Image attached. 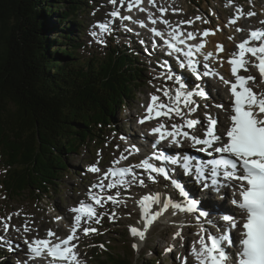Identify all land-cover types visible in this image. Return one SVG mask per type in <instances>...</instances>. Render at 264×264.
<instances>
[{"label": "rangeland", "instance_id": "obj_1", "mask_svg": "<svg viewBox=\"0 0 264 264\" xmlns=\"http://www.w3.org/2000/svg\"><path fill=\"white\" fill-rule=\"evenodd\" d=\"M154 2L156 5L155 7L151 6L148 3V0L142 1V7L146 10L149 9L147 12H150L153 16H158V13L161 14L158 9L163 8L166 9L164 13L167 14L170 19H178V26L182 24L181 19H188V21H190V17L195 19L200 17L201 22L193 28H198L201 25H203L202 29L217 28L219 30L217 33L219 38H210L211 42L218 41L213 43L212 50L220 44L219 40L222 38L223 42L221 44L226 47L225 50L228 51L227 48H229V50L235 51L234 44L237 41V35L241 32L242 35L245 36L246 33L248 34L249 28L253 26L260 27L262 25L261 21L264 20V0H195L194 4L189 0H154ZM240 3H242V5H240ZM118 7L119 0H117L115 5L110 3L109 0H87V11L80 16V20L82 19L84 22L83 30L85 33L81 35L85 47L81 48L78 53L87 57L91 53L104 55L107 48H109V45H117L121 48L124 46L136 47L138 51L136 50L137 52L134 53V55L138 58L141 57L139 62L140 68H142L143 71L139 92L134 93L132 97L133 99L130 98L127 100V104L124 107V110H122V113H114L113 125L111 128L104 129L102 133L98 131L94 133L93 139H95V141L89 144L87 150L83 149L80 154L73 153L66 156L69 165V172L66 173L67 175H65L63 179V185L59 187L62 192L59 194H56L55 191L52 192V194L49 193L50 199H48V195L43 188L34 194L20 193L18 191L16 192L14 189L9 191V193L0 191V237L3 238L0 240V246H2V251L5 253L2 259L3 264H21V259L27 258L26 256L30 254L28 251V243H26V241L31 242L38 238H48L47 233L49 230L55 234L54 238L56 241L67 236L70 232L67 223L71 221L69 216L72 213V207L75 206V203L79 198L85 197L86 193L89 192L93 185H100V182L103 181L101 176H104V173L107 169L113 166L115 161H133L131 166L133 173H135V170L137 171V168L134 166L138 164L136 162L138 156L131 151L129 148L130 145L126 141L129 136L134 139L133 137L135 135L137 136L135 131L139 130V128L134 124L129 127V123H134L138 117H143L145 113V104L151 100L152 95L160 97L161 101L167 103L166 98L163 96V92H158L156 89L162 90L168 88L173 90L174 93V90L179 87L175 82V79L169 81L167 79L168 74L161 70L154 62L156 58L154 56L157 54L149 53V51L144 53L143 49H139L142 44L136 38L131 36L126 38L123 36V33L114 29L112 31L113 38H109L111 34H106L104 37V43L99 41L100 45H98L95 43L93 44L90 41L92 34L88 33L87 30H90L96 22L107 24V21L113 20L114 18L111 17L109 13ZM124 8L125 5L123 8H120V10H123ZM238 8L241 10L244 8L245 10L244 12L242 11V15H239V18L237 19L238 23L234 26L230 25L231 27H229L228 21L238 15ZM248 12L255 13V16L247 17ZM53 15L54 14H52V16ZM248 19H250V21ZM205 21H207V23ZM191 24L192 23H187L185 29L189 30ZM237 29H241V31H237ZM229 45L230 47H228ZM129 47H127L128 50L130 49ZM225 54L227 55V53ZM150 55H152V57H149ZM226 55L214 59L217 66L222 64L221 59L225 58ZM251 71L256 79V82L252 84L254 90L257 93H264V82H261V76L256 73L254 67H252ZM180 79L182 82L186 83L187 78L181 76ZM211 79L212 77L208 78V80ZM217 79L218 78H216L215 83L217 82ZM191 83L192 82H189L187 79V84H190V88H194L196 83L194 85ZM219 83L222 84V82ZM219 83H216L214 86L218 91L222 88ZM187 87H185V90L192 91L193 93L200 91L201 88L195 87L194 89L189 90ZM221 93L225 96L224 91H221ZM193 97L194 104L192 107L196 108L197 112L203 116L200 117L203 125L206 124V122H204L206 119V113L212 114L216 111L218 117H220V121L221 119L223 120V110H219L216 106L213 107V104L211 103L212 100H210L211 98L209 99L195 94ZM181 107L182 110L187 113V108H184L183 106ZM188 117L191 118L189 115ZM166 119H168V121ZM163 120L164 122H153L151 127L153 128L159 124L172 126L173 124L179 125L183 123L181 118L174 115L171 119L164 116ZM194 132L196 131L192 130V133ZM168 149L170 150V148ZM170 153L171 155L176 156L174 150L171 149ZM122 155L126 156L127 159H121ZM93 165L98 167L101 171L95 173L91 172L89 169ZM183 172L184 171L180 166L174 171L178 176L182 175ZM139 173L143 175L142 172ZM1 174L2 173H0V177ZM162 179L163 178L159 177L158 182ZM178 180L182 182V180H184L183 176L178 178ZM129 181L136 186V194L134 198L125 204H123L124 202L119 201V199H116V203L107 205L106 209L102 208L101 212L97 213L99 223H96L97 218L94 219V217V220L87 221L88 228L96 229V234H102V242L104 244H109L112 248L111 252L113 251L112 253L114 255L126 260L128 264H152L154 259L157 261L160 260L159 263L155 264H181L185 263L183 260H187V258L188 262H196L197 260L191 254L192 249L194 248L191 242H193V237L199 236L200 233L198 234V232H201L202 227L193 226L194 222L189 221L188 218L184 219L174 210H170L165 214L167 215L165 220L158 219L156 221L157 225L153 226V229L148 228L145 231V237L143 240H140L139 237H134L129 233L130 227L136 226L137 228H140V225L143 223L139 214V206H136L139 203V199L143 198L144 195L150 191L155 192L159 197L164 194H161L162 189H155L154 186L147 183H144V185L141 184L136 176L135 179H133V177L129 175L126 178V183H124L125 186L127 184L131 185ZM186 184H189V182H186ZM158 187L161 188L160 185H158L157 188ZM188 187L192 190L190 185H188ZM41 190H43V192H41ZM171 190L175 193L173 186H171ZM208 190L212 191V188L210 186L204 188L196 195V197L200 200L203 207H206L210 213H213L211 212V209L218 208L220 202L219 199H217V195H214V198L212 195L209 200L207 197ZM177 195L180 196L179 192H177ZM167 197L169 198V196ZM225 198L227 199V197ZM227 201H229V199ZM157 205L158 204H153L152 206L155 209V206ZM161 205L162 204H159V207ZM223 206L226 207L227 204L224 203ZM229 206L230 205L228 204V207ZM169 209L173 208L169 207ZM231 211L233 210H230V212ZM174 212L175 215H173ZM194 216L195 222L200 224V226H205L209 229L207 226V224H209L208 221H210L209 217L199 219L197 213H194ZM9 217L10 219H8ZM206 219L209 220L207 221ZM216 219L217 217L213 220ZM84 220L85 219L82 218V222H84ZM5 221L9 226L21 227L24 238L17 239L16 237H7L3 233L5 232L3 222ZM221 223L224 225L223 221H221ZM91 224L94 225V227H92ZM217 225L221 226V224ZM30 226L31 228H29ZM25 228H27L28 231H25ZM140 230H143V228ZM210 231H212L211 226L209 232ZM177 232H180V236H175V233ZM91 233L92 232H89L88 234ZM77 235L78 239L76 242L78 250L84 257L83 264H95L94 262H91L93 259H98L96 256L97 249L94 248L95 245L92 241V235L85 237L87 234L83 231H79ZM165 242L168 243L169 248L171 247L172 251L166 250L168 249V246ZM133 244H136L137 248H133ZM99 246H101V244H99ZM94 250H96V252ZM93 252L95 253L92 254Z\"/></svg>", "mask_w": 264, "mask_h": 264}, {"label": "trees", "instance_id": "obj_2", "mask_svg": "<svg viewBox=\"0 0 264 264\" xmlns=\"http://www.w3.org/2000/svg\"><path fill=\"white\" fill-rule=\"evenodd\" d=\"M86 4L0 0V189L7 193L62 192L66 156L87 149L139 92L143 71L126 46L109 45L104 55L78 53L85 47L80 16ZM101 237L93 236V244L103 243ZM104 248L92 263L128 264L109 244Z\"/></svg>", "mask_w": 264, "mask_h": 264}, {"label": "snow or ice", "instance_id": "obj_3", "mask_svg": "<svg viewBox=\"0 0 264 264\" xmlns=\"http://www.w3.org/2000/svg\"><path fill=\"white\" fill-rule=\"evenodd\" d=\"M110 3L116 4L117 0H109ZM142 0H119V7L113 10L109 15L111 17L119 18L122 20H130V16H121L120 8H123L127 3L126 11H131L133 7H138L140 11H147L143 7H140ZM148 3L155 7L154 0H148ZM161 12L160 22L167 24V21L162 19L163 13L166 9L159 8ZM238 15L230 21L235 23V20L242 15L241 9H237ZM248 16H253L255 13L248 12ZM148 18L151 23L155 24L156 19L149 12ZM200 19V17H197ZM207 23V21H205ZM185 23H192L186 21ZM264 24V21H261ZM141 26H144L141 22ZM99 29L104 32L108 31L107 24L101 23L98 25ZM154 35L161 36L162 34L156 29H152ZM241 31V29H237ZM210 32L205 30L202 36L209 35ZM95 35V33H93ZM183 33L179 29H173L170 33V40H166L165 44L168 49L174 53H181L188 58L187 66L193 68L194 61L192 57L193 47L187 46V50L181 49L178 45L185 44V38H181ZM186 39H195L193 33H187ZM231 39V37H230ZM259 42L253 44V42ZM204 47V43L195 46L196 51H199ZM238 52L233 53L229 58V64L231 65V74L235 78L234 82L223 80L225 85H230L231 114L230 126L226 127L222 134H219L216 130V126L219 122L218 116H213L210 113H206L207 125H203V122L199 119H188L187 116L192 112L197 111L192 107L194 101L193 95H200L205 98L206 94L203 91L185 90V84L181 82L179 77H173L172 74L167 75L168 80L175 79V82L179 85L174 90L164 88L157 89L162 91L163 96L166 98L167 103L161 101L160 97L156 95L151 96V102L147 105L146 114L141 118L140 123H144L151 119H156L160 116L179 117L183 120L182 124H173L171 130H168L164 124H159L157 127L151 129L152 134L159 133L156 144L165 139H170V142L179 146L180 140L178 137L186 138L191 141V146L196 147L200 145L198 149L200 152H207L209 155L212 153L220 154L218 158H214L207 162H199L195 165V175L198 180H211V186L218 190L220 180L226 181H238L236 185H223L225 187L231 186L234 188L233 199L231 203L236 206L240 211V220L238 221L233 215H222L221 220L224 221L223 227L215 225L214 221H208L216 226L219 235L208 232L207 229L201 228L199 234V240L197 241L199 247L192 249V255L196 258L198 264H264V93H256L251 87L248 86L249 81H255L254 77H245L239 75V71L243 69L247 71L249 60L248 54L255 58L256 63L253 64L260 73L261 82H264V29L251 30L249 38L241 42L238 46ZM217 51H223L222 46H217ZM211 56L209 53L205 59ZM184 66V65H182ZM205 69L208 65H204ZM199 77V73H196ZM210 71H205L203 75H210ZM187 108V113L182 110V107ZM216 107L223 108V105H216ZM197 125L204 127L203 138H200L196 134H190L188 131H184V128L195 129ZM226 137V139H225ZM219 145V146H217ZM155 147V144L153 145ZM135 148V146H133ZM138 151V149H136ZM210 150V151H209ZM155 159L161 162L168 161L169 158L162 153H153L152 157L142 160L136 168H142L149 173V179H155L152 173L163 176L166 180H169L173 188L179 191V195L182 198L181 202H173V200L165 199L161 201L159 195H147L140 201L141 215L144 218L143 230L136 227H130V233L134 237H139L143 240L145 237V231L149 226L157 219L162 212L169 207L178 211L193 213L198 210V202L188 199V195L184 187L175 179L171 177V174L165 166H157L151 162V159ZM121 159H127L126 156H121ZM172 164H179L185 174H193L192 163L190 157L184 156L182 161L171 160ZM115 164H119V160L115 161ZM207 168V173L205 169ZM91 172H100L101 170L95 165L89 169ZM133 174L131 167H112L107 169L104 173V179H108L109 176L118 177L115 182H109L104 185L101 182L100 185H93V187H107L109 189L117 187V185L126 183L123 177ZM143 184V181H140ZM210 185L205 182L204 187L208 188ZM238 193L239 199L236 198ZM90 199L95 204H101L102 197L98 194L92 193L89 190ZM108 200L116 203L115 197L109 195ZM187 201V203H183ZM153 204H162V208L159 212L153 213L151 206ZM72 211L76 213L74 221L70 228V234L57 243H52L50 239H34L28 243V251L33 258L47 255L51 258L50 264H78V256L75 253V245L70 244L76 239L77 229L81 227L82 217H86L84 223L97 216L93 205L86 204L81 201L80 205L73 208ZM175 215V212L173 213ZM209 213L203 210L199 211V216L208 217ZM199 218V217H198ZM10 219V217L8 218ZM96 223H99V219H96ZM3 228L8 230L9 224L3 222ZM235 229L239 235L238 242L232 236V230ZM25 231H28L25 228ZM85 234L89 232H95L96 229L83 228ZM48 237H53L55 234L49 230ZM175 236H180V232L175 233ZM3 238L0 237V240ZM102 247V246H101ZM133 248H137L136 244L132 245ZM233 249V251H229ZM172 251L171 247L166 249Z\"/></svg>", "mask_w": 264, "mask_h": 264}, {"label": "bare ground", "instance_id": "obj_4", "mask_svg": "<svg viewBox=\"0 0 264 264\" xmlns=\"http://www.w3.org/2000/svg\"><path fill=\"white\" fill-rule=\"evenodd\" d=\"M247 17H249V16H247ZM246 18V17H245ZM254 18V17H253ZM252 18V19H253ZM250 21V20H249ZM101 33H103L104 34V32H102L101 31ZM211 37H216V38H219V36L218 35H215L214 34V36H210V37H208L207 38V40L209 41V47H208V49H212V45H213V43L214 42H218V41H212L211 42ZM220 41V43H222L223 42V40H222V38H221V40H219ZM211 42V43H210ZM224 46V45H223ZM228 47H230V45L228 46ZM105 48V47H104ZM226 48V47H225ZM217 49V47L216 48H214L213 50H216ZM227 52H229L230 50H229V48H227ZM194 51H196V49H193V53H194ZM226 52H224V51H222V54H225ZM152 56V55H151ZM202 55H200L199 57H201ZM217 59L218 57L217 56H215V55H213V59ZM90 59V58H89ZM88 59V60H89ZM94 59V58H93ZM215 62V61H214ZM221 62H222V64H220L219 66H217L216 65V67H217V69H218V71L220 72V73H224V72H229V66H225L224 64H225V62H224V60H222L221 59ZM218 63H219V59H218ZM203 70L204 71H207L206 69H205V67L203 66V67H201V68H199V69H197V71L195 72V73H199V75H203ZM250 71V69H249V65L247 66V71H244L243 70V74H247L248 72ZM175 76L176 77H179L180 78V76L178 75V74H175ZM204 76V75H203ZM227 76H229V74H227ZM226 76V77H227ZM205 79L207 80V82L205 83L206 85H208V86H206V85H201V86H199V87H201L200 88V91H203L205 94H206V97L207 98H209L210 99V97H212L213 98V100L212 101H214L216 104H218V102H220V103H224V104H226L227 106H225L226 107V110H230V108H231V103H228V99L226 98V94H225V96H223V94L221 93V91H224V92H226L227 91V87H226V85L225 84H221V83H219V82H216V83H219L221 86H222V88H220L219 89V91H218V89H216L214 86L216 85V84H213V83H211V81L210 80H208V78L205 76ZM181 80V79H180ZM170 81V80H169ZM182 82V81H181ZM184 83V82H183ZM185 84V87H189L190 85H188L187 84V80H186V83H184ZM194 86H196V85H194ZM252 88L254 89V87L252 86ZM157 90V89H156ZM255 92V91H254ZM162 93V92H161ZM219 95V96H218ZM201 97H203V96H201ZM193 98H195V97H193ZM199 98V97H198ZM211 100V99H210ZM167 101V100H166ZM212 115V114H211ZM216 114H213V116H215ZM222 115L224 116V120H219V122H218V124H217V128L218 129H216L217 130V132L219 133V134H222L223 132H224V130H225V128L226 127H228V126H230V122H229V120H228V114L227 113H222ZM189 116H191V118L192 119H196L197 117H202V115L199 113V112H192ZM163 118H164V116H162L161 117V119H160V121H162V122H164V120H163ZM187 118H188V116H187ZM159 119H151V120H148V121H146L145 123L146 124H150V123H153V122H155V121H158ZM167 121H168V119H166ZM168 129V128H167ZM136 130V129H135ZM135 133H136V131H135ZM178 139H180V137L178 138ZM143 140L145 141V143L143 144V143H141V142H137V143H135V142H133V139L131 138V136H129V138H128V140L126 141L130 146H129V148L131 149V151H133V153H135V154H137V160H138V164H139V162L141 161V159H142V155H146L147 153L148 154H152L155 150H164V151H166L168 154H169V156L171 157V159L172 160H176V161H178V160H180V161H182V154H184V156H185V154H190V155H192V154H196V153H198V149L196 148V147H192L191 146V144L189 143V142H184V143H180L179 144V146L176 148V147H174V146H171L170 145V143L169 142H163L161 145H159V146H155V147H153V145H154V143H152L151 142V140H153L152 138H149V137H144L143 138ZM133 146H135V148H133ZM143 146V147H142ZM168 148H170V150L168 149ZM136 149H138V151L136 150ZM171 149L172 150H174L175 152H176V156H173V155H171ZM139 154H142V155H139ZM148 157H144L143 158V160L144 159H147ZM150 158V157H149ZM152 160V159H151ZM193 162H194V160H192L191 159V163L193 164ZM137 164V165H138ZM159 165H162V166H165L166 168H167V170L169 171V173L171 174V177H178V178H180V177H182L183 176V178H184V180H182V181H185V182H188L187 181V177L184 175V174H182V175H180V176H178V175H176L175 173H174V171H176V169L178 168V166H180L179 164H173L174 166H175V168L174 169H171V166H170V164H168L167 162H159ZM152 176H154L155 177V179L153 180V179H149V173L148 174H146V177H147V180L149 181V183H151L153 186L155 185L156 186V184H157V182H158V178L159 177H161V178H163V176H160V175H157V174H155V173H152L151 174ZM133 176V175H132ZM160 182V181H159ZM220 182H221V185L220 186H218V191L220 192V194H222V202H220L219 204H218V208H212L211 209V212H213V211H215V214L217 215V216H214V218H216V217H221L222 215H225V214H227V215H230V214H232L233 212H235V210H234V208H233V204H230V206H232V208H230V209H228V199H233V194L232 193H226V192H224V189L226 188L225 186H223V185H226V182L223 180V179H221L220 180ZM231 184H238V183H231ZM187 185H190V184H187ZM127 189H130L129 187H127ZM156 189H161L160 187H158V188H156ZM192 189V188H191ZM149 190V189H148ZM147 190V191H148ZM211 190V189H210ZM155 193V192H154ZM164 193V194H163ZM176 193V192H175ZM149 194H151V193H149ZM156 194V193H155ZM161 194H163V196H161L160 197V199H161V201H163V200H165V199H169V198H171L172 199V197H170L169 196V198L168 197H166V195H167V193L165 192V191H163V190H161ZM212 191H209L208 190V193H207V197H208V199L212 196ZM165 196V197H164ZM225 197H227V199L225 198ZM230 197V198H229ZM176 198H178L179 200H178V202H181L182 201V198L180 197V196H178L177 195V193H176ZM195 200L198 202V210H203V211H208L207 210V208L206 207H203L202 206V204H201V202H200V200L195 196ZM224 203H226L227 204V206L226 207H224L223 206V204ZM201 204V205H200ZM159 205V204H158ZM162 206V205H161ZM156 207V206H155ZM159 209V206H158V208L156 209V211ZM174 211H178V210H176V209H173ZM230 210H233V211H231L230 212ZM197 212V211H196ZM208 213H209V215L211 216V214L212 213H210L209 211H208ZM208 215V216H209ZM200 218H203L202 216H199V219ZM166 218H164V220H165ZM213 221H216V220H213ZM12 222V221H11ZM7 237H16L17 239H20V238H24V234H23V232H22V229H21V227H12V225H10L9 226V228H8V230L7 231H5V232H3ZM214 234H216V235H219V233L217 232V233H214ZM232 236H234V239H236V238H238L239 237V235H238V233H237V231H235V233H233V235ZM39 239V238H38ZM23 249H24V247H23ZM98 249V248H97ZM98 251V250H97ZM229 251H231V249H229ZM2 252V251H1ZM95 252H96V250H95ZM1 257V256H0ZM188 259V258H187ZM45 259H37V258H35V259H32L31 261H29L28 262V264H36V263H33L34 261H38L40 264H42L43 263V261H44ZM185 264H192V262H188V261H186V263Z\"/></svg>", "mask_w": 264, "mask_h": 264}]
</instances>
